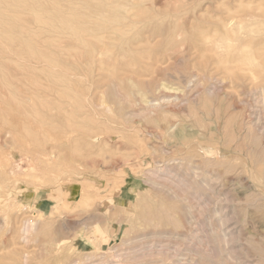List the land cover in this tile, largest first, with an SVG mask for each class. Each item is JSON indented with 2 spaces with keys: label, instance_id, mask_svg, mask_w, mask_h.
<instances>
[{
  "label": "rangeland",
  "instance_id": "1",
  "mask_svg": "<svg viewBox=\"0 0 264 264\" xmlns=\"http://www.w3.org/2000/svg\"><path fill=\"white\" fill-rule=\"evenodd\" d=\"M2 1L0 264H264V0Z\"/></svg>",
  "mask_w": 264,
  "mask_h": 264
},
{
  "label": "bare ground",
  "instance_id": "2",
  "mask_svg": "<svg viewBox=\"0 0 264 264\" xmlns=\"http://www.w3.org/2000/svg\"><path fill=\"white\" fill-rule=\"evenodd\" d=\"M0 1H2V0H0ZM6 1H7V0H6ZM11 1H12V0H11ZM15 1H16V0H15ZM15 1H14V2H15ZM28 1H29V0H28ZM31 1H32V0H31ZM84 1H85V0H84ZM94 1H95V0H94ZM105 1H106V0H105ZM116 1H117V0H116ZM2 2H3V1H2ZM14 2H13V3H14ZM17 2L19 3L20 1L17 0ZM21 2H22V1H21ZM38 2H39V1H38ZM82 2H83V1H81V3H82ZM3 3H5V1H4ZM13 3H12V4H13ZM23 3H24V0H23ZM76 3H77V2H76ZM84 3H85V2H84ZM97 3H98V2H97ZM104 3H105V2H104ZM112 3H113V2H112ZM9 4H10V3H9ZM110 4H111V3H110ZM56 5L58 6V3H57ZM75 5H76V4H75ZM101 5H102V2H101ZM107 5H108V4H107ZM3 6H5V5L3 4ZM12 6H13V5H12ZM14 6H15V3H14ZM85 6H86V5H85ZM115 6H116V5H115ZM20 7H21V6H19V8H20ZM24 7H26V6L24 5ZM58 7H60V6H58ZM79 7H80V6H79ZM82 7H83V6H82ZM109 7H111V6H109ZM0 8H2V7H0ZM6 8H7V7H6ZM15 8H16V6H15ZM90 8H91V7H90ZM2 10H3V8H2ZM56 10H57V8H56ZM73 10H74V9H73ZM87 10H88V9H87ZM3 11H4V10H3ZM6 11H7V10H6ZM6 11H5V12H6ZM11 11H12V10H11ZM58 11H59V9H58ZM74 11H76V10H74ZM7 13H8V12H7ZM16 13H18V12L16 11L15 14H16ZM60 13H61V12H60ZM63 13H64V12H63ZM4 14H5V13H4ZM11 14H13V13L11 12ZM57 14H59V13H57ZM73 14H75V13H73ZM76 14H78V13H76ZM90 14H92V13H90ZM2 15H3V14H2ZM6 15H7V14H6ZM16 15H17V14H16ZM41 15H44V14H41ZM45 15H46V14H45ZM81 15H82V13H81ZM83 15H84V13H83ZM12 16H13V15H12ZM47 16H48V15H47ZM76 16H77V15H76ZM84 16H85V15H84ZM6 17H7V16H5L4 18H6ZM15 17H16V16H15ZM79 17H80V16H79ZM81 17H82V16H81ZM90 17H92V16H90ZM74 18H75V16H74ZM85 18H87V17H85ZM75 19H76V18H75ZM77 19H78V18H77ZM77 19H76V20H77ZM82 19H83V18H82ZM87 19H90V18H87ZM0 20H1V19H0ZM7 20H8V19H7ZM76 20H75V22H78V21H76ZM92 21H93V19H92ZM3 22H4V21H3ZM7 22H8V21H7ZM70 22H72V21H70ZM70 22H69V23H70ZM75 22H74V23H75ZM99 22H100V21H99ZM8 23H9V22H8ZM80 23H81V22H80ZM228 23H229V22H228ZM228 23H227V24H228ZM2 24H3V23H2ZM66 25H67V24H66ZM69 25L71 26L72 24H69ZM78 25H79V23H78ZM228 25H229V24H228ZM256 25H257V24H256ZM84 26H85V25H84ZM260 26H261V25H260ZM1 27H2V26H1ZM7 27H8V25H7ZM82 27H83V26H82ZM98 27H99V26H98ZM100 27H101V26H100ZM238 27H239V26H238ZM248 27H249V26H248ZM248 27H247V28H248ZM250 27H252V26H250ZM257 27H258V26H257ZM4 28H5V27H4ZM226 28H227V27H226ZM14 29H15V28H14ZM80 29H81V28H80ZM82 29H83V28H82ZM250 29H251V28H250ZM249 31H250V30H249ZM254 31H255V30H254ZM254 31H253V33H254ZM8 32H9V30H8ZM15 32H16V31H15ZM251 32H252V31H251ZM5 34H6V33H5ZM8 34H9V33H8ZM8 34H6V35H8ZM6 35H5V37H6ZM1 36H2V35H1ZM15 37H16V36H15ZM232 37H233V36H232ZM11 39H12V38H11ZM14 39H16V38H14ZM17 39H18V38H17ZM103 39H104V38H103ZM12 40H13V39H12ZM6 41H7V40H6ZM13 41H14V40H13ZM11 42H12V41H11ZM243 48H245V47H243ZM242 51H243V50H242ZM238 52H239V51H238ZM239 53H240V52H239ZM243 53H244V51H243ZM245 54H246V53H245ZM247 54H248V52H247ZM242 56H243V54H242ZM242 56H241V59H240V60H242L241 62H243V61H244L243 59H245V58L242 59ZM246 56H247V55H246ZM236 57H237V56H236ZM244 57H245V56H244ZM237 58H238V57H237ZM237 58H236V59H237ZM236 59H235V60H236ZM237 60H239V58H238ZM237 60H236L235 62H238ZM241 62H240V63H241ZM240 63H239V64H240ZM210 177H211V176H210ZM214 177H215V176H214ZM209 179H211V178H209ZM148 208H149V207H148ZM172 209H173V208H172ZM174 209H175V208H174ZM177 209H178V208H177ZM178 210H179V209H178ZM166 213H167V212H166ZM162 217H163V216H162ZM168 217H169V216H168ZM166 218H167V217H166ZM33 222H34V221H33ZM26 223H27V222H26ZM31 226H32V225H31ZM31 226H30V227H31ZM23 227H24V226H23ZM25 227H26V225H25ZM33 227H34V226H33ZM21 229H22V228H21ZM23 229H24V228H23ZM28 229H30V228H28ZM25 230H26V228H25ZM20 231H21V230H20ZM137 238H138V237H137ZM24 239H25V238H24Z\"/></svg>",
  "mask_w": 264,
  "mask_h": 264
}]
</instances>
